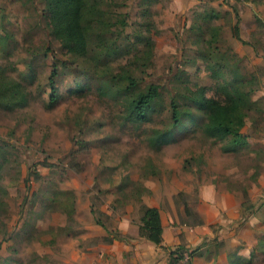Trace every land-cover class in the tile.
Here are the masks:
<instances>
[{"label":"rangeland","instance_id":"1","mask_svg":"<svg viewBox=\"0 0 264 264\" xmlns=\"http://www.w3.org/2000/svg\"><path fill=\"white\" fill-rule=\"evenodd\" d=\"M47 4L0 0V84L28 97L0 107V264H66L85 246L127 239L118 223L140 226L145 200L168 209L172 197L185 212L200 187L241 194L250 213L264 206L254 190L264 185V0H108L99 43L118 50L92 45L85 57L54 34ZM234 78L255 101L244 120L199 110L202 93L225 104ZM150 84L159 101L147 120L130 118V99ZM228 128L247 136L234 149ZM157 130L169 141L154 144Z\"/></svg>","mask_w":264,"mask_h":264},{"label":"crops","instance_id":"2","mask_svg":"<svg viewBox=\"0 0 264 264\" xmlns=\"http://www.w3.org/2000/svg\"><path fill=\"white\" fill-rule=\"evenodd\" d=\"M254 190L262 192L264 185L255 184ZM257 196L250 194L253 204ZM168 202L165 209L160 199L145 200V205L160 211L163 232L159 246L140 236L139 225L131 219L119 221L117 229L127 239L85 246V252L75 251L66 264H169L170 252L179 246L195 250L191 264H260L257 259L264 254V206L250 213L243 210L241 194H218L215 187L212 191L200 187L196 201L188 205L203 220L197 224L186 218L172 197ZM97 225L103 230L100 236H105L104 226Z\"/></svg>","mask_w":264,"mask_h":264},{"label":"trees","instance_id":"3","mask_svg":"<svg viewBox=\"0 0 264 264\" xmlns=\"http://www.w3.org/2000/svg\"><path fill=\"white\" fill-rule=\"evenodd\" d=\"M105 3H108V0H48L47 10L53 24V32L62 40L69 53L76 57H85L92 49V45L101 50L100 52L103 54L111 55L117 52L118 47L115 48V45L105 46L103 43L102 45L99 43L106 37L108 32V28L106 30V12L103 9ZM118 20L123 25L126 24L123 18ZM237 37H239L238 32ZM47 50L52 52L51 48H47ZM211 70L216 72V67H211ZM125 79L128 83L126 88L132 89L138 85L137 80L131 75H127ZM238 79L234 78L229 86H225L227 95L225 104H219L215 99H207L202 93L197 100L199 110L211 115L217 108L223 115L230 116L232 119L244 120L247 111L252 108L255 101L251 98L244 80ZM50 82L53 89L50 101L54 103L57 100V95L54 89L53 77H51ZM160 96V86L156 84H150L144 91L139 92L134 98L130 99L128 107L130 118H136L140 121L147 120ZM27 102V93L20 84L12 81L0 84V107L14 109L26 105ZM172 114L174 126L180 128L182 113L175 100L172 101ZM170 135L171 131L157 130L153 137V143L157 145L165 144L169 141ZM225 136L231 139L232 149L247 138L245 134L230 128L226 130ZM141 210L143 217L140 221L139 234L159 246L162 243L163 232L160 211L158 208L147 205H142ZM185 212L188 217L192 215L195 217V223H203L199 215L193 214L188 206H186ZM97 223L100 225V221H97ZM184 252H188L193 258L195 250L183 246L175 248L169 254V264H177ZM190 262H192V259Z\"/></svg>","mask_w":264,"mask_h":264},{"label":"built area","instance_id":"4","mask_svg":"<svg viewBox=\"0 0 264 264\" xmlns=\"http://www.w3.org/2000/svg\"><path fill=\"white\" fill-rule=\"evenodd\" d=\"M191 259V255L188 252H184L177 264H191Z\"/></svg>","mask_w":264,"mask_h":264}]
</instances>
